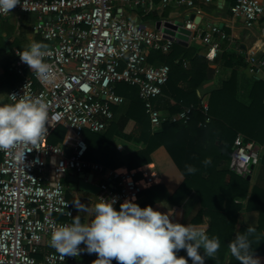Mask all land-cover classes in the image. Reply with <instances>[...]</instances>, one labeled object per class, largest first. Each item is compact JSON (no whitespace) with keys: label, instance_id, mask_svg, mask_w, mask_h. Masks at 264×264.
<instances>
[{"label":"built area","instance_id":"obj_1","mask_svg":"<svg viewBox=\"0 0 264 264\" xmlns=\"http://www.w3.org/2000/svg\"><path fill=\"white\" fill-rule=\"evenodd\" d=\"M217 0H21L0 18L15 13L42 17L33 27L35 33L51 42L43 58L56 73L54 82L39 80L29 66L14 60L12 70L22 80L8 94L17 98L25 94L40 98L48 106V131L36 145H23L24 163L13 155V149L0 151V264H37L36 255L47 242L53 227L71 224L59 217L75 215L74 204L66 195V178L71 172L91 173L99 178L97 199L116 198L114 208L125 200L136 203L138 188L132 172L120 173L87 160L85 132L101 133L114 119L113 107L124 102L116 86L124 83L138 89L152 129L165 121L187 123L193 112L183 107L168 117L162 116L154 100L162 95L170 67L148 61L151 51L167 53L182 41L177 35L178 22L187 30V44L200 39L210 53L221 51L226 34L218 24L202 28L186 13L177 20H160L154 29L143 27L126 17L125 7H141L145 14L170 6H181L200 13L197 3ZM227 1L232 16L242 18L246 27L261 24L264 35V0ZM50 15L51 20L43 19ZM170 23L176 28H167ZM168 29L173 34L167 33ZM249 72L264 75V58L250 54ZM8 97V96H7ZM9 103L12 101L8 97ZM204 113L208 106L201 103ZM209 121V117L205 122ZM65 128L63 141L49 142L52 133ZM258 143L246 141L242 135L234 140L229 167L239 175L261 161ZM143 174V173H142ZM146 182L150 177L143 174ZM79 247H84L83 243ZM84 254L62 256L56 249L44 255L46 264H84ZM93 264V263H89Z\"/></svg>","mask_w":264,"mask_h":264},{"label":"trees","instance_id":"obj_2","mask_svg":"<svg viewBox=\"0 0 264 264\" xmlns=\"http://www.w3.org/2000/svg\"><path fill=\"white\" fill-rule=\"evenodd\" d=\"M222 57L227 65L232 66V61L226 54H222ZM262 57L264 58V52ZM148 61L153 65L166 64L170 67L162 95L154 100L155 107L167 110L170 114L179 112L183 107H190L193 110L190 120L187 123L165 121L159 128L152 129L138 89L121 83L116 86V92L124 97V101L128 100L130 106L126 114L116 123H113V119L107 129L113 123L112 129L121 132L127 122L133 120L136 128L125 137L146 144L148 153L164 146L184 175V181L172 195L162 185H148L141 171H133L138 166L128 163L127 158L116 149L111 139L112 134L109 131L105 133L107 129L101 133L85 132L88 145L85 158L112 170L127 166L138 188V199H146L144 203L139 204L140 207L152 206L160 201L179 205L194 193L201 204L196 221H200L202 216H207L208 236L218 237L220 241V248L213 256L205 258V264H225L226 259H229L228 264H240L231 254L228 243L236 234L244 233L247 229L241 227L236 230V223L243 209L242 202L248 196L249 181L245 176L229 168L224 169L223 166L231 159L234 140L238 135H242L246 141L264 145V80L251 77L252 85L243 92L238 70H233L231 77L224 81L219 89L212 91L205 114L197 90L203 81L212 77L214 69L209 66L203 55L196 53L191 46L175 43L167 53L151 51ZM33 71L29 68L28 74ZM5 77L22 79L9 68L5 69ZM116 107L112 108L114 115ZM207 117L210 119L209 123L205 122ZM64 134L65 128L59 127L52 133L49 142L60 143ZM205 158L209 163H202ZM261 160L264 164V154ZM185 164L195 166L197 171L186 172ZM66 195L70 199L68 190ZM119 206L120 204L115 209L119 210ZM246 209L259 212L258 226L254 227L255 232L249 234L248 239L251 241L250 251L261 254L257 248L264 231L263 189H253ZM60 219L67 220L64 217ZM70 222L72 223L71 220ZM184 253V250H179L178 256ZM96 259L97 254L93 252L92 257L83 260L84 264H89ZM115 263L117 261L112 258V264Z\"/></svg>","mask_w":264,"mask_h":264},{"label":"crops","instance_id":"obj_3","mask_svg":"<svg viewBox=\"0 0 264 264\" xmlns=\"http://www.w3.org/2000/svg\"><path fill=\"white\" fill-rule=\"evenodd\" d=\"M197 6L200 9L199 14L195 10L187 11L181 6H170L163 10L157 9L149 14H145L141 7L131 8L126 6L125 11L127 18L137 21L143 27L148 29L156 28L157 23L160 20H177L185 18L186 13L188 12L202 28L214 24H218L222 27V30L227 37L222 42L221 51L216 54L210 53V48L205 46L198 38H194L187 44V46L193 47L196 50V53L203 55L209 66L214 69L212 77L203 81L197 90L198 95L202 99L201 103L208 105L212 91L219 89L222 83L231 77V74L235 69L238 70L239 83L242 86L241 91L243 92L252 85L251 77L264 80V75H255L249 72L251 52H256V55L260 57H262V53L264 52V35H261V24L257 23L252 27H246L242 18L232 16L227 1L217 0L210 4H204L202 1H199ZM41 19L42 17H39V15L36 14L20 13L0 18V103H9L7 97L9 90L22 80L6 79L5 77V69H12L13 62L19 55V52L25 50L29 42L33 40L40 41L47 47L51 45V42L44 40L33 30L36 22ZM43 19L51 20L53 17L46 15ZM152 23H154V25H152ZM222 54L228 56V59L232 61V66L226 64V61L223 60ZM129 106L130 102L126 100L120 106L115 108L113 123H116L121 116L126 114ZM159 111L164 117L173 115L167 110ZM209 122L210 119L207 123ZM112 125L105 133L109 131L112 134L111 139L114 146L127 158L128 163L132 166H138L137 169L133 171H141L143 174L150 177V186L162 185L166 188L168 193L172 195L184 181V175L174 163L165 147L159 146L148 153L146 144L137 142L134 139L126 138L125 135H130L136 128L133 120H129L121 132H117L115 129L113 130ZM258 145L260 147L261 156H263L264 145ZM229 163L227 162L223 168L230 169ZM122 169H125V171H122ZM117 170L121 173L130 172L127 166H122ZM75 175H78L80 178L83 176L71 172L66 178V186L68 195L70 196L69 200L73 202L75 208V215L73 217L79 216L80 222L82 224H87L94 217L93 209L98 199L97 195L83 192L78 188L77 183L72 184L68 181L69 177ZM242 176H245L249 181V189L247 198L242 202L243 209L240 212L236 223V230H239L241 227H248L249 225L252 227L258 226L259 212L255 210L249 211L246 207L248 198L255 187L264 190V164L262 163V160L258 164L252 166L246 175ZM98 182L99 178L97 176L91 178V183L97 184ZM145 200L146 199L142 197L137 199L136 203L139 205L144 203ZM74 202L84 204L88 207L89 211L84 212L81 209H77ZM152 207L154 210H159L161 212H168L172 209L173 213L170 216V220L184 225L192 224L201 227L207 234L209 218L207 216H202L200 221H196L199 211L201 210V204L199 198L194 193L189 195L188 198L179 205H169L160 201L155 202ZM73 217L67 218V220L70 219L73 222ZM257 249L262 252L261 254H254L257 264H264V231L261 238H259ZM52 250H54V248L46 242L36 257L37 264H46L44 261V255ZM200 252L203 254V249H200ZM92 256L93 253L89 254L85 252L83 258H90ZM180 256H185V258L189 260V264H191L190 258H187L186 256V251ZM228 263L229 259H226L225 264Z\"/></svg>","mask_w":264,"mask_h":264},{"label":"clouds","instance_id":"obj_4","mask_svg":"<svg viewBox=\"0 0 264 264\" xmlns=\"http://www.w3.org/2000/svg\"><path fill=\"white\" fill-rule=\"evenodd\" d=\"M21 0H0V13H7ZM46 45L30 41L26 49L19 52L20 60L26 63L42 82L52 83L55 70L43 59ZM11 103H0V151L13 149L14 157L24 163L23 145H36L48 131V106L40 98H29L25 94L17 98L15 93L7 95ZM202 163L207 164L205 158ZM188 173H195L196 167L185 164ZM116 198H100L94 205V217L87 224L73 217L71 224L53 227L50 246L62 256H78L81 252L96 253L93 264H205V258L213 256L220 248L218 237H209L205 230L192 224H181L170 220L173 210L161 212L151 205L140 207L131 200L114 208ZM77 209L88 212L87 206L74 202ZM255 232L249 225L244 233L236 234L228 243L231 254L240 264H257L250 251L248 235ZM83 243L84 247H79ZM200 249H203L201 254Z\"/></svg>","mask_w":264,"mask_h":264},{"label":"water","instance_id":"obj_5","mask_svg":"<svg viewBox=\"0 0 264 264\" xmlns=\"http://www.w3.org/2000/svg\"><path fill=\"white\" fill-rule=\"evenodd\" d=\"M199 19V18H198ZM160 23H157V26H159ZM177 25L179 26V31L181 32L177 36L182 40L180 41L181 44L187 45V36L185 34H189V32L182 28V22H178ZM167 28H176L175 26L171 25L170 23H166ZM167 33L173 34L168 29L165 30ZM83 176L80 178L78 175L71 176L68 178V181H70L72 184L77 183L78 188L86 193H89L91 195H97L100 191V188L97 184L91 183V178L93 177V174L91 173H84Z\"/></svg>","mask_w":264,"mask_h":264},{"label":"rangeland","instance_id":"obj_6","mask_svg":"<svg viewBox=\"0 0 264 264\" xmlns=\"http://www.w3.org/2000/svg\"><path fill=\"white\" fill-rule=\"evenodd\" d=\"M158 23H160V21H158ZM147 24V23H146ZM152 25H154V23H152ZM159 26H160V24H159ZM159 26H157V27H159Z\"/></svg>","mask_w":264,"mask_h":264},{"label":"bare ground","instance_id":"obj_7","mask_svg":"<svg viewBox=\"0 0 264 264\" xmlns=\"http://www.w3.org/2000/svg\"><path fill=\"white\" fill-rule=\"evenodd\" d=\"M118 171V170H117ZM122 171H125V169H122ZM119 172V171H118ZM121 173V172H120ZM125 174H127V172L125 173Z\"/></svg>","mask_w":264,"mask_h":264}]
</instances>
